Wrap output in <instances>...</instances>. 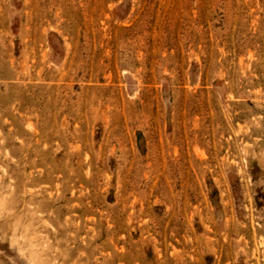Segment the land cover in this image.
<instances>
[{"label": "rangeland", "instance_id": "1", "mask_svg": "<svg viewBox=\"0 0 264 264\" xmlns=\"http://www.w3.org/2000/svg\"><path fill=\"white\" fill-rule=\"evenodd\" d=\"M0 264H264V0H0Z\"/></svg>", "mask_w": 264, "mask_h": 264}]
</instances>
